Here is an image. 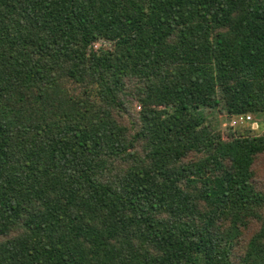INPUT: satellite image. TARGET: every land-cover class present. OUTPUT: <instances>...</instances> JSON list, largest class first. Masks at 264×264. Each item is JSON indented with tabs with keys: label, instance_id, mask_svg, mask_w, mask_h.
<instances>
[{
	"label": "trees",
	"instance_id": "obj_1",
	"mask_svg": "<svg viewBox=\"0 0 264 264\" xmlns=\"http://www.w3.org/2000/svg\"><path fill=\"white\" fill-rule=\"evenodd\" d=\"M219 104L264 113V0H0V264H264Z\"/></svg>",
	"mask_w": 264,
	"mask_h": 264
},
{
	"label": "rangeland",
	"instance_id": "obj_2",
	"mask_svg": "<svg viewBox=\"0 0 264 264\" xmlns=\"http://www.w3.org/2000/svg\"><path fill=\"white\" fill-rule=\"evenodd\" d=\"M102 41H99L96 46H99ZM105 44V43H104ZM133 112L139 109L138 104H134ZM204 115L206 116V120L209 124H211L215 129L220 130L224 135L228 134V132H239L246 129H251L254 134L264 133V113L252 114L254 119L257 121V126H252L251 123L239 124L236 126L230 125L231 115H227L224 109L223 104H219L214 109L205 108L202 110ZM253 128H252V127ZM257 164L258 168V178L259 182L262 186H264V158L259 160Z\"/></svg>",
	"mask_w": 264,
	"mask_h": 264
},
{
	"label": "built area",
	"instance_id": "obj_3",
	"mask_svg": "<svg viewBox=\"0 0 264 264\" xmlns=\"http://www.w3.org/2000/svg\"><path fill=\"white\" fill-rule=\"evenodd\" d=\"M244 123H251L253 127L257 126V121L254 119V117L250 113L235 114L230 119L231 126H236V125L244 124Z\"/></svg>",
	"mask_w": 264,
	"mask_h": 264
}]
</instances>
